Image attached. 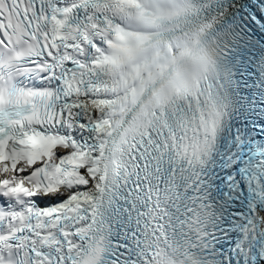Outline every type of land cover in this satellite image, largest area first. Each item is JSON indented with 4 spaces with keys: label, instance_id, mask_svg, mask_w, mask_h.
Here are the masks:
<instances>
[{
    "label": "snow or ice",
    "instance_id": "1",
    "mask_svg": "<svg viewBox=\"0 0 264 264\" xmlns=\"http://www.w3.org/2000/svg\"><path fill=\"white\" fill-rule=\"evenodd\" d=\"M0 264H264V0H0Z\"/></svg>",
    "mask_w": 264,
    "mask_h": 264
}]
</instances>
